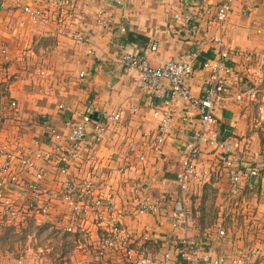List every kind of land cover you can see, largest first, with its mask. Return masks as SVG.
Returning <instances> with one entry per match:
<instances>
[{"label":"crops","instance_id":"1","mask_svg":"<svg viewBox=\"0 0 264 264\" xmlns=\"http://www.w3.org/2000/svg\"><path fill=\"white\" fill-rule=\"evenodd\" d=\"M2 1L0 126L5 140L20 137L18 148L25 152L40 139L43 148L52 150L49 125L43 120L48 118L64 132L57 109L61 102L80 112L90 104L95 118L113 111L122 115L119 124H107L99 143L93 141V134L88 136L85 167L76 165L72 173L79 186L86 179L97 180V193L112 199L123 217L100 223L88 215L74 232L67 233L56 229L71 216L58 198L52 214L42 218L50 224L48 231L62 234L65 242L69 237L80 264H127L124 251L100 244L102 236L116 225L130 235L132 256H160L173 248L183 235L182 230L171 228L167 216L179 196L176 173L184 147L200 125L182 121L186 101L172 94L168 80H161L154 91L144 89L139 69H129L121 59L132 52L159 66L196 51L198 60L188 82L193 93L201 95L208 78L201 64L218 56L209 39L219 33L215 11L220 0H77L67 15L53 11L48 25L32 24L19 7L3 8ZM45 4L54 8L52 0ZM188 9L194 16L186 25L183 16ZM72 21L75 24L70 27ZM223 30L226 48L233 57L230 81L242 91L258 88L264 92V0H238ZM77 33L87 35L89 41L78 39ZM130 34L136 35L135 40ZM154 44L157 47L153 50ZM245 53L257 54L247 62L242 56ZM81 72L85 74L81 76ZM13 102L17 106L13 107ZM167 114H171L172 126L162 134ZM215 114L219 138L235 143L236 153L247 165L264 169V106L257 100L241 105L229 97ZM37 167L48 173L50 188L57 189L53 162L38 161ZM196 168L202 180L195 179L192 184L189 235L215 253L243 248V233L261 226L264 220V177L232 193L228 172L218 151L211 147L201 150ZM211 188L216 192L214 220L203 225L198 218H207L206 212H210L203 196ZM142 200L158 201L159 212L137 213ZM221 228L226 236L220 234ZM230 235L233 238L229 241ZM225 241L233 248L226 247Z\"/></svg>","mask_w":264,"mask_h":264},{"label":"built area","instance_id":"2","mask_svg":"<svg viewBox=\"0 0 264 264\" xmlns=\"http://www.w3.org/2000/svg\"><path fill=\"white\" fill-rule=\"evenodd\" d=\"M47 0H3L1 7L9 9L19 7L29 21L35 25H48L51 13L67 15L71 13L77 0H52L54 8L49 9L45 4ZM238 0H220L215 11V23L219 33L210 37L212 45L218 49V56L202 62V68L208 73L206 85L201 95H195L189 84V79L194 73V65L198 60V52H187L181 58H172L162 65L153 66L145 56L127 52L122 56V62L129 68H137L141 72V86L153 91L160 86L161 80H168L173 95H178L186 102L182 110L183 122L199 124L192 139L185 145L183 158L176 178L179 184V196L174 200L168 212L169 224L175 231L182 230L183 235L178 236L173 248L164 251L160 256L138 255L129 253L130 235L119 226L111 228L108 234L102 236L101 247L119 249L127 256V264H254L252 253L237 247L231 253H215L203 245L199 239L189 235L190 213L189 202L192 195V184L195 179L202 180L197 173V160L204 147H211L218 151L221 163L228 172L232 193H238L241 188L253 180L264 177L263 169L247 163L236 153V145L228 140L219 138L217 131V116L215 110L222 106L230 97L241 105H248L257 100L264 106V92L258 88L245 91L238 85L232 84L230 75L233 72L232 53L226 48L223 32L226 23L233 12ZM210 11H208V14ZM193 14L188 10L184 13L186 25L192 22ZM72 21L69 26L73 27ZM195 27V26H193ZM87 35L77 33V38L88 42ZM154 44L152 49H156ZM257 53H245L242 56L248 61H253ZM85 73L81 72V76ZM12 106H17L16 102ZM92 105L87 104L84 111L75 109L74 105L67 102L58 104L61 113L64 132L44 119L49 125V133L54 142L53 149L42 147V141L36 139L34 146L21 151L18 145L21 141L17 137L14 141L5 140L0 126V222L13 221V224H23L29 217L37 221L51 213L52 205L58 198L62 205L67 207L71 216L61 223V228L67 232H74L81 224V219L92 215L100 223L117 216L123 217L112 199H104L97 191L99 183L95 179H86L82 186L73 179V168L76 165L85 167L84 157L87 149V140L90 134L94 135L93 141L99 143L104 136L108 125L120 123L122 115L113 111L99 115L95 118L92 114ZM104 120V121H103ZM106 121V122H105ZM171 114L165 115L161 125V133L167 134L171 129ZM159 141L161 135L156 134ZM38 161L53 162L55 171L53 182L58 188H50L49 175L38 166ZM73 172V173H72ZM27 177L30 180H27ZM158 201L142 200L137 213H158ZM3 224H0V226ZM220 234L226 236V231L220 229ZM26 253H28L26 251ZM7 256V255H6ZM0 264H43L42 260L33 256L31 258L19 255L15 259L0 256Z\"/></svg>","mask_w":264,"mask_h":264},{"label":"rangeland","instance_id":"3","mask_svg":"<svg viewBox=\"0 0 264 264\" xmlns=\"http://www.w3.org/2000/svg\"><path fill=\"white\" fill-rule=\"evenodd\" d=\"M42 77V76H41ZM260 118V114H259ZM259 169H262L259 167ZM262 174H264V169L262 170ZM215 190L211 188L208 193H206V196L204 197V203L210 206V212L209 210L206 212L207 218L204 219L205 223L213 222L214 218L212 217L214 215L215 210V201H214V194ZM192 200V198H191ZM190 200V201H191ZM203 204H200L201 207ZM52 212V211H51ZM52 214V213H51ZM50 214V215H51ZM203 217V216H202ZM199 220V219H198ZM203 220V219H202ZM5 220L3 223L0 222V224L3 225H20V224H13V221L6 222ZM39 225H44L45 220L41 219ZM26 223V220L25 222ZM261 226L257 225L256 227L250 228L249 231L243 233V239L244 242H246V245L243 246V251L245 252H251L253 248H255V254L253 256L254 264H264V231H260V229H264V220L260 222ZM251 225V224H250ZM18 227V226H17ZM61 228V223H58L56 229L58 230ZM1 230V229H0ZM56 230V231H57ZM61 232H64L63 230ZM60 232V233H61ZM37 233V231H35ZM3 235L0 233V236ZM235 236V235H234ZM229 241L231 238H233L232 235L229 237ZM251 238V240H250ZM64 240V241H63ZM250 240V241H248ZM68 242H65V239L62 234L51 232V231H44L40 235H37L35 238L34 232L32 231L30 233V236H26L25 239H20V235L11 234L7 235L5 239L0 238V256L8 257L6 255L14 256L13 259L17 258L20 254L25 257H33L37 256L42 260L43 264H80V260L77 258H74V246L71 247V244L69 243V237L67 239ZM229 241L226 242V247L233 248L232 244H230ZM252 244V245H251ZM227 248V249H228ZM231 250V249H229ZM26 251L28 253H26ZM232 251V250H231ZM252 253V252H251Z\"/></svg>","mask_w":264,"mask_h":264},{"label":"trees","instance_id":"4","mask_svg":"<svg viewBox=\"0 0 264 264\" xmlns=\"http://www.w3.org/2000/svg\"><path fill=\"white\" fill-rule=\"evenodd\" d=\"M130 39L135 40L136 35L130 34ZM203 217H201L199 219L200 222H203L205 217L204 215H202ZM203 219V220H202ZM18 226V227H17ZM1 225L0 226V233L3 234L0 236V238L5 239L7 237V235H11V234H16V235H20V239H25L26 236L28 235V237L30 236V233L33 231L35 238L37 237V235H40L42 232L48 230V227L50 226V224L45 223L44 225H39L37 220L33 217H29L26 220V223L20 224V225ZM35 231H37V233H35ZM68 233V232H67ZM66 236V235H64ZM64 241V240H63Z\"/></svg>","mask_w":264,"mask_h":264}]
</instances>
